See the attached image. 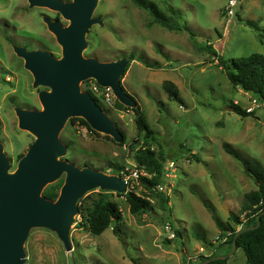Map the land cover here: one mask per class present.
I'll return each instance as SVG.
<instances>
[{"label":"rangeland","instance_id":"rangeland-1","mask_svg":"<svg viewBox=\"0 0 264 264\" xmlns=\"http://www.w3.org/2000/svg\"><path fill=\"white\" fill-rule=\"evenodd\" d=\"M147 1L167 15L168 7H174L180 18L159 24L133 0H96L92 18L98 22L86 32L82 51L84 58L104 63L127 59L131 53L136 58L128 61L121 77L122 88L132 98L129 109L109 108L91 95L127 143L119 145L102 132L74 125L69 117L58 135L66 147L59 160L122 178L120 167L137 166L127 144L137 141V149L143 140L132 111L138 105L156 139L152 149L162 154L165 163L174 161L176 165L171 178L165 179L168 209L160 206L157 195L148 192L149 210L132 216L125 193L117 196L112 191L123 215L122 241L110 229L90 235L78 226L80 217L76 214L63 232L30 228L23 243V264H179L177 257L194 255L197 245L206 254L227 255L232 249L204 203L227 226L235 227L230 213L244 221L240 214L244 194L256 185L222 145L228 144L264 168V111L258 107L254 117L242 118L228 110L232 103L249 108L251 96L229 83L217 58L205 47L210 46L223 61L252 53L264 56V42L245 24H256L264 34V0H236L231 17L229 0ZM46 20L58 21L63 27L70 23L47 7H31L28 0H0V143L10 163L9 173L16 170L20 156L35 140L33 134L19 128L15 110H42L38 94L50 91L49 87L34 85L31 72L14 47L42 50L61 59L62 47L48 30ZM164 81L176 85L181 103L168 99L161 87ZM79 86L83 92L85 81ZM64 180L65 174L46 184L40 196L53 188L58 197ZM97 191H88L79 200ZM167 223L181 233L169 245L164 230ZM69 245L71 253H67ZM245 263L244 252L238 248L220 264Z\"/></svg>","mask_w":264,"mask_h":264},{"label":"water","instance_id":"water-1","mask_svg":"<svg viewBox=\"0 0 264 264\" xmlns=\"http://www.w3.org/2000/svg\"><path fill=\"white\" fill-rule=\"evenodd\" d=\"M28 2L31 7L54 10L70 23L63 27L58 21L46 20L48 30L62 47L61 59L42 50L27 51L24 47H14L17 56L24 60L25 69L31 72L34 85L49 87L50 91L38 94L42 110H15L19 128L29 131L35 140L13 173H9L10 163L0 143V264L24 263L23 243L30 228L67 230L77 214V202L86 192L101 189L123 194L126 191L125 182L120 177L89 168L80 169L59 160L66 147L58 135L67 118L80 117L92 130L122 142L123 136L112 119L88 93L80 91L79 83L93 79L101 87H110L120 104L130 106L132 99L121 86L128 60L122 58L117 62L104 63L82 56L86 47L85 34L92 24L98 22L92 18L96 0ZM247 94L251 96L252 92ZM63 174L65 180L56 200L40 196L46 184ZM259 224L258 221L256 226L237 230L229 254L196 264L226 259L236 250V238ZM70 249L69 245L67 251Z\"/></svg>","mask_w":264,"mask_h":264},{"label":"trees","instance_id":"trees-1","mask_svg":"<svg viewBox=\"0 0 264 264\" xmlns=\"http://www.w3.org/2000/svg\"><path fill=\"white\" fill-rule=\"evenodd\" d=\"M133 2L137 7L147 11L155 23L169 24L172 17L180 18L178 11L172 6L168 7L170 14L167 15L160 11L153 2L147 0H133ZM245 24L252 27L258 33L257 36L260 42H264V34L261 33V30L256 24L248 21H246ZM184 30L188 31L185 27ZM205 48L211 55L217 58L218 66L224 71L229 83L233 87H239L243 91H246V93L252 92L250 98L257 102L259 100L258 103L264 104L263 55L252 53L247 57L232 58L228 61H223L220 57H217L210 46L207 45ZM127 60L131 62L136 60V58L131 53L127 56ZM126 71L127 67L124 70V74ZM161 87L168 99L181 103L178 88L174 83L171 81H164ZM134 102L136 103V101ZM114 108L119 111L129 109L127 106L120 104L117 100H115ZM230 109L233 113L242 118L254 117L255 115L254 111L247 113L245 109L241 108L238 104L232 103ZM132 111L135 116L136 129L139 133L143 134V140L137 149H134V147L138 145L137 141L129 142L127 145L134 152L133 158L137 167H143L149 177H140L139 185L141 190L133 188L131 191L125 193L124 198L128 204L129 213L134 216H140L146 213L151 206V199L146 193L149 192L150 194L157 195L159 204L164 210L168 209L169 198L165 193L156 191L157 185L165 182L163 167L166 161L161 153L155 152L152 149L153 144L156 143V139L153 131L149 128L143 117L140 107L137 105L135 108H132ZM71 122H73L74 125H79L92 131L86 121L80 117L71 118ZM122 136L123 140L119 145L127 143L123 134ZM105 137L108 138V136ZM222 148L226 154L240 164L244 174L256 185V189L244 194V201L240 209V214L244 217L243 222L240 219V215L230 213L229 219L233 222L235 227L232 225L227 226V223L224 224L219 217L213 213L210 206H207L205 203L204 205L211 213L215 225L220 231V235L225 234L227 239L226 243H228L230 247H232V241L237 231L236 227L240 226V224H242L241 228L256 226L259 221L260 224L257 228L243 231L236 238V249L241 248L243 250L246 258L245 264H264V168L258 161L242 157L228 144H223ZM21 157L22 155L20 158ZM193 157L195 161L199 162V157L196 155H193ZM119 169H121V172L123 171V168L120 167ZM61 185L62 184L59 186L61 187ZM97 190V192H92L93 194L87 196L84 201H81V199L77 202V215L80 217L78 226L85 228V230L93 236L100 235L105 230L111 229L112 233L122 241L120 229L122 212L117 202L112 199L113 192L110 190ZM115 194L117 196L122 195L119 193ZM43 196L48 200L54 201L57 198V193L53 188H48L43 191ZM258 217L259 219H257ZM175 233L176 236H181L178 230H175ZM167 243H169V240ZM214 256H218V254L213 252L207 257L200 256L195 263L205 262ZM221 261L222 260H215L208 264H220Z\"/></svg>","mask_w":264,"mask_h":264},{"label":"built area","instance_id":"built-area-1","mask_svg":"<svg viewBox=\"0 0 264 264\" xmlns=\"http://www.w3.org/2000/svg\"><path fill=\"white\" fill-rule=\"evenodd\" d=\"M237 4L236 0H229V14L230 17L232 16V8ZM85 90L83 92L88 93L90 96L94 95L97 99L101 100L107 107L109 108H114V103H115V96L113 94V91L110 87H101L99 86L95 80L93 79H88L85 81ZM251 106L245 111L247 113H251L255 111V108L262 107L264 111V104L258 103L256 100L251 99ZM176 168V165L174 161H168L165 163L163 167V177L165 179L171 178V172H173ZM122 179L125 182L126 185V191L125 193L131 191L133 188H137L138 190H141L140 185H139V178L140 177H149V175L146 173L143 167H137L135 166L132 169L125 168L122 172ZM157 192L161 193H168V189L166 187V183L164 182L163 184H159L156 187ZM168 196V194H166ZM243 222V221H242ZM241 225L239 228H241ZM164 230L166 233V239L167 240H174L176 238V233L174 228L172 227L171 224L167 223L164 226ZM73 249H70L67 251V253H71ZM210 254H206L205 250L203 248H199L197 252L193 256H187L185 258V263L184 264H190L191 262L195 261L198 257H207Z\"/></svg>","mask_w":264,"mask_h":264},{"label":"crops","instance_id":"crops-1","mask_svg":"<svg viewBox=\"0 0 264 264\" xmlns=\"http://www.w3.org/2000/svg\"><path fill=\"white\" fill-rule=\"evenodd\" d=\"M122 86V85H121ZM256 189V188H255ZM255 189H253V190H255ZM132 216H134V215H132ZM122 218H123V215H122ZM239 227V226H238ZM237 227V228H238ZM111 230V229H110ZM238 230V229H237ZM112 232V231H111ZM101 235V234H100ZM173 241V240H172ZM172 241H170L169 240V243H167L168 245L172 242ZM199 248H201V246L200 245H197ZM196 246V247H197ZM195 253H196V251H195ZM194 253V254H195ZM184 254V253H183ZM193 255V254H192ZM192 255H188V256H192ZM187 256L186 255H182V256H180V257H177V261L179 262V264H184L185 263V258H186Z\"/></svg>","mask_w":264,"mask_h":264},{"label":"bare ground","instance_id":"bare-ground-1","mask_svg":"<svg viewBox=\"0 0 264 264\" xmlns=\"http://www.w3.org/2000/svg\"><path fill=\"white\" fill-rule=\"evenodd\" d=\"M196 264V263H195Z\"/></svg>","mask_w":264,"mask_h":264},{"label":"clouds","instance_id":"clouds-1","mask_svg":"<svg viewBox=\"0 0 264 264\" xmlns=\"http://www.w3.org/2000/svg\"><path fill=\"white\" fill-rule=\"evenodd\" d=\"M240 229V228H239Z\"/></svg>","mask_w":264,"mask_h":264}]
</instances>
